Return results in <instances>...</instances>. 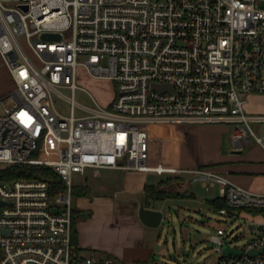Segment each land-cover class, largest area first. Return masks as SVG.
<instances>
[{
  "label": "built area",
  "instance_id": "1",
  "mask_svg": "<svg viewBox=\"0 0 264 264\" xmlns=\"http://www.w3.org/2000/svg\"><path fill=\"white\" fill-rule=\"evenodd\" d=\"M0 54L16 83L2 103L0 165H45L64 183L54 196L48 181L0 183V264H121L73 242V176L149 171L144 125L233 124L234 146L264 149V114L247 113L240 97L264 95V0H0ZM79 67L115 84L109 104L76 101ZM44 141L59 145L56 158L35 156ZM167 171L218 186L231 209L264 208V193L210 168ZM209 239L218 264H264V252L248 254L264 247V223L239 255L223 256L228 243L237 249L225 228Z\"/></svg>",
  "mask_w": 264,
  "mask_h": 264
},
{
  "label": "crops",
  "instance_id": "2",
  "mask_svg": "<svg viewBox=\"0 0 264 264\" xmlns=\"http://www.w3.org/2000/svg\"><path fill=\"white\" fill-rule=\"evenodd\" d=\"M0 58L3 59L1 54ZM89 77L113 83L109 79L94 78L90 75ZM13 87H15L13 74L5 64L4 76L0 75V101L4 105L11 104L8 95L11 94ZM114 96L115 87L112 89L111 97L104 99V103L109 104ZM211 127L210 124H147L144 128L148 133L150 155L148 164L151 167L149 171L102 169L98 176L91 171L93 177L101 179L97 185L101 192L77 197L74 200L77 212L75 214L77 245L85 253L111 256L121 264H171V260H177L176 263L179 264L177 254L171 255L165 243L162 244L160 227L146 226L140 220L139 202L136 199L121 200L116 197L119 192H144L146 195L147 187H156L167 191L169 196L152 201L148 208L162 212V203L200 199V194L190 189L192 184L198 182H191L190 175L171 174L168 169L210 168L250 191L264 193V149L253 143L246 156H241L242 150L251 143L241 147L234 146L231 138L233 132L230 131L229 141L232 144L229 147L226 138ZM83 177V185L88 186L89 193L94 191L88 183L89 176ZM109 181L117 182L111 184ZM216 187L218 188L215 186L207 192ZM214 197L202 200L209 210L213 208L207 200L220 196ZM261 209L264 208H256L255 212L240 210L235 213L237 217L235 221L240 222L242 219L248 221L249 230L256 232L250 240L261 232V224L264 223V212H260ZM194 213L201 215L202 212ZM214 232L213 227L211 234ZM235 246L237 249L241 248Z\"/></svg>",
  "mask_w": 264,
  "mask_h": 264
},
{
  "label": "rangeland",
  "instance_id": "3",
  "mask_svg": "<svg viewBox=\"0 0 264 264\" xmlns=\"http://www.w3.org/2000/svg\"><path fill=\"white\" fill-rule=\"evenodd\" d=\"M22 48L28 55V57L35 63H38V59L34 53L30 50L23 37L19 39ZM6 62L4 58H0V75L4 76V68ZM78 81L77 84L82 89H77L75 92V99L78 103L84 105H93V100H96L101 105H106L104 99L111 97L112 89L115 84H109L103 80L91 79L87 71L83 67H79L78 70ZM114 84V85H113ZM16 88L13 87V90ZM84 89V90H83ZM12 90V91H13ZM66 96L70 95L68 90L62 91ZM240 97L246 100L245 109L247 113H260L264 114V95L263 94H246L241 93ZM57 108L63 111L65 114H69L70 108L68 104L57 98ZM3 106L0 101V114H2ZM76 114H81L80 110H76ZM188 125V124H185ZM217 132L221 133L226 138V143L230 147V131L234 133L233 124H210ZM145 127V125H144ZM233 133L231 138L233 137ZM249 147H245L242 150L241 156H246L249 149L252 148L253 142H250ZM59 145H51L49 141H44L41 144L40 150L37 157L39 159H53L58 155ZM231 151V148H229ZM202 151L204 152L205 149ZM204 154V153H202ZM86 175L89 176L88 183L93 187L92 192L88 193L87 196H91L94 193H100V189L97 186L100 183V178L93 177L90 170H87ZM118 178V177H117ZM74 188H79L83 185L84 177L79 173L74 174ZM111 184H115L117 181H109ZM110 185V184H109ZM114 187V185H113ZM191 190L197 191L200 194V199L192 200H178L168 201L162 203L164 219L160 226L161 237L163 239L162 244L165 243L168 250L171 251V255L177 254L179 264H218L219 254L214 251V246L210 243V234L215 231L218 227H223L227 230L230 239L234 240V245L239 247L244 246L250 241L251 236L256 232L249 230V222L242 219L240 222L235 221L233 217L221 215L216 211L209 210L203 199L210 196H220L219 189L216 187L211 192H207L200 182L194 183L190 187ZM167 192V191H165ZM198 194V195H199ZM214 197V198H215ZM202 198V199H201ZM120 199V198H119ZM124 200V199H121ZM131 200V199H130ZM135 200V199H133ZM201 211V215L195 214L194 212ZM192 212V213H190ZM210 219H207V218ZM199 220L201 222H196ZM202 222L204 224H202ZM208 223V224H207ZM214 224V225H213ZM213 225V226H212ZM175 251V252H174ZM86 255H95L94 253H86ZM164 259V258H163ZM171 264H177V260H171Z\"/></svg>",
  "mask_w": 264,
  "mask_h": 264
},
{
  "label": "trees",
  "instance_id": "4",
  "mask_svg": "<svg viewBox=\"0 0 264 264\" xmlns=\"http://www.w3.org/2000/svg\"><path fill=\"white\" fill-rule=\"evenodd\" d=\"M38 153L35 155L37 156ZM14 180H40L48 181L51 187V194L54 196L58 191L64 190V183L60 176L50 167L41 164H13V165H0V183L14 181ZM73 198L87 196L89 193L88 186L82 185L73 191ZM169 196V193L159 190L156 187H147L145 195V205L150 206V203L154 200L164 199ZM207 203L213 208L214 211L226 208L229 213L240 210H247L249 212H255L254 207L252 208H240L237 210L231 209L226 202V199L218 197L212 200H207ZM259 212V211H258ZM260 212H264L261 209ZM76 210L73 208V242L78 243V232L76 228Z\"/></svg>",
  "mask_w": 264,
  "mask_h": 264
},
{
  "label": "water",
  "instance_id": "5",
  "mask_svg": "<svg viewBox=\"0 0 264 264\" xmlns=\"http://www.w3.org/2000/svg\"><path fill=\"white\" fill-rule=\"evenodd\" d=\"M44 39H60L59 34H43L42 36ZM168 86H158L153 85L154 89L163 91ZM117 198L124 199V200H130V199H136L139 204V218L140 220L149 227L152 228H158L161 226L162 221L164 219V213L160 210H154L151 208L146 207L145 205V194L144 192H119L116 194ZM264 252V247L257 248V249H251L249 250V255H261ZM242 253V250L236 249L231 246L230 243L226 245V247L223 249V256H228L230 254L239 255Z\"/></svg>",
  "mask_w": 264,
  "mask_h": 264
}]
</instances>
